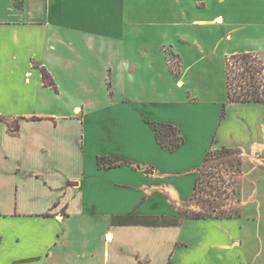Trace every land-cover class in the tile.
I'll return each mask as SVG.
<instances>
[{
	"label": "crops",
	"instance_id": "0c3cea01",
	"mask_svg": "<svg viewBox=\"0 0 264 264\" xmlns=\"http://www.w3.org/2000/svg\"><path fill=\"white\" fill-rule=\"evenodd\" d=\"M205 43L264 60V0H0V264H264L258 166L238 216L112 223L188 209L209 151L264 160V103L228 102L225 75L217 91ZM176 94V118L144 112ZM150 122L183 142L168 151Z\"/></svg>",
	"mask_w": 264,
	"mask_h": 264
},
{
	"label": "rangeland",
	"instance_id": "374dc122",
	"mask_svg": "<svg viewBox=\"0 0 264 264\" xmlns=\"http://www.w3.org/2000/svg\"><path fill=\"white\" fill-rule=\"evenodd\" d=\"M214 47L215 45H213V43H205L201 45L198 54L199 56L200 54L204 55V63L206 61L207 64H211V71H216L214 86L217 91L220 90L223 92L225 62L223 63L221 59V48L215 50ZM183 49L187 50L185 51L188 54L187 60H189V57L192 56V52H190L192 46H184ZM166 54L170 71H174L175 73L180 72V62L171 53L167 52ZM258 59L264 64V60L259 57ZM186 64H188V61L185 65L182 64V67H186ZM261 77L264 78V71H262ZM235 82L236 81H234V85ZM261 82L264 86V79H262ZM158 100L159 99H155L153 95H150L146 99L147 104L144 112L150 115L152 114V116L157 118H176L183 113L180 109H171L172 106L163 105V102L174 104L178 102L179 96L177 94L172 98L168 97L162 101ZM135 110L137 109L135 108ZM172 138L176 140L177 137L173 136ZM256 166L264 170V160L254 161L252 164H248L244 162L242 157L237 153L226 150L209 151L204 159L202 168L197 174L195 190L190 199L188 209L182 210L181 213H186L189 216L203 217L238 216V207L240 204V175L242 172L256 168ZM181 213H178L176 216ZM177 219H180V217L178 216Z\"/></svg>",
	"mask_w": 264,
	"mask_h": 264
},
{
	"label": "trees",
	"instance_id": "16d2710c",
	"mask_svg": "<svg viewBox=\"0 0 264 264\" xmlns=\"http://www.w3.org/2000/svg\"><path fill=\"white\" fill-rule=\"evenodd\" d=\"M35 67L39 69L44 85L54 89V82L46 69L43 67H38V65H35ZM224 71L226 97L228 102L264 103V86L261 82L262 79H264L261 77V73L264 71V64L258 59L256 55H232L226 58ZM234 81H236L235 85ZM150 125L154 131L156 142L160 146L166 148L168 151H173L183 142V138L182 136L178 135L179 130L176 127L169 124L156 122H150ZM8 128L10 132H16L18 129L17 122L13 125L8 124ZM173 136L177 137L176 140L172 138ZM98 165L100 167L113 166L112 163L106 162V159L104 158L98 159ZM178 216L180 219H177ZM178 216L168 218L165 216L156 217L128 215L125 217L114 218L112 223L119 226H176L183 219L207 218L203 216H189L186 213H181Z\"/></svg>",
	"mask_w": 264,
	"mask_h": 264
}]
</instances>
